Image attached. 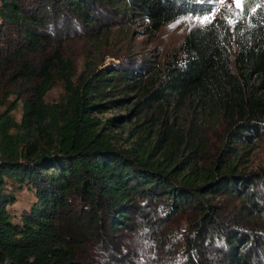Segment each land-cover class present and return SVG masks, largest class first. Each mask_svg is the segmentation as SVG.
<instances>
[{"label": "trees", "instance_id": "obj_1", "mask_svg": "<svg viewBox=\"0 0 264 264\" xmlns=\"http://www.w3.org/2000/svg\"><path fill=\"white\" fill-rule=\"evenodd\" d=\"M113 1L0 0V68L20 90L0 111V264H264V168L241 159L264 133V0L190 27L152 69L75 75L57 47L75 29L100 40L126 12ZM121 1L149 32L212 9ZM125 101V118L141 121L118 149L104 132L115 119L93 113ZM22 189L27 207L10 209Z\"/></svg>", "mask_w": 264, "mask_h": 264}, {"label": "rangeland", "instance_id": "obj_2", "mask_svg": "<svg viewBox=\"0 0 264 264\" xmlns=\"http://www.w3.org/2000/svg\"><path fill=\"white\" fill-rule=\"evenodd\" d=\"M113 2L114 7H124L126 9L123 10L126 12L124 15L113 14L112 22L116 24L110 26L108 32L104 33L100 40L87 35L79 36V34L84 33L75 29L76 34L64 39L61 45L57 47L63 56L70 59L75 75L83 69H87V67H108L110 64L123 65L129 62L144 64V67L152 69L160 64L167 55L177 50L178 43L190 27L211 21L220 10H224L227 14L233 16L240 0H208L212 6L209 13L186 14L162 25L155 32L146 30V19L136 15L133 10H128L125 1L117 0ZM12 72L11 67L0 68V111H3L5 103L12 100L16 92L20 91L16 84L9 81ZM60 94L61 86L59 83H55L45 93L44 100L47 102L56 101ZM126 96L132 98L131 93H127ZM129 101L113 104L93 113L101 124L107 118L115 119V123L106 126L104 132L114 136V146L118 149L126 148L129 145L128 142L134 139L135 125L141 121L135 116H131L130 120L125 118L128 113L126 106L129 105ZM11 114L15 120H18L20 110L16 108L12 110ZM175 117L180 118L181 122H185L189 118V113L182 112L176 114ZM213 137L220 138V127L218 125L213 126L212 130L208 132V137L207 135L205 137L208 150L213 149L212 144L215 142ZM242 146L241 159L245 168H264V133L250 139ZM14 196L16 200L10 206L12 210L27 207L31 199L30 194L25 189L14 192Z\"/></svg>", "mask_w": 264, "mask_h": 264}]
</instances>
